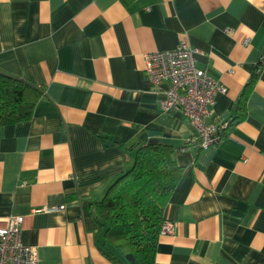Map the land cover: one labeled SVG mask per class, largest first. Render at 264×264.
Masks as SVG:
<instances>
[{
	"label": "crops",
	"instance_id": "0c3cea01",
	"mask_svg": "<svg viewBox=\"0 0 264 264\" xmlns=\"http://www.w3.org/2000/svg\"><path fill=\"white\" fill-rule=\"evenodd\" d=\"M182 40L226 88L210 118L229 126L206 147L143 71ZM262 56L264 0H0V70L42 90L29 120L0 124V227L22 215L37 264H119L89 206L131 164L123 144L161 140L182 170L154 264H264V62L232 122Z\"/></svg>",
	"mask_w": 264,
	"mask_h": 264
},
{
	"label": "trees",
	"instance_id": "16d2710c",
	"mask_svg": "<svg viewBox=\"0 0 264 264\" xmlns=\"http://www.w3.org/2000/svg\"><path fill=\"white\" fill-rule=\"evenodd\" d=\"M263 60L262 56L256 73L245 83L232 122L244 118L246 98ZM41 95L35 82L0 70V124L29 120ZM141 142L140 146V142L122 145L133 151L131 164L117 173L102 197L89 206L97 224L100 251L119 264H154L164 207L182 170L172 157L171 143Z\"/></svg>",
	"mask_w": 264,
	"mask_h": 264
},
{
	"label": "built area",
	"instance_id": "2783aa9c",
	"mask_svg": "<svg viewBox=\"0 0 264 264\" xmlns=\"http://www.w3.org/2000/svg\"><path fill=\"white\" fill-rule=\"evenodd\" d=\"M243 41L246 43L247 38ZM202 53L199 47L182 40L174 48L146 52L143 69L155 87L167 83L161 107H177L186 114L193 129L190 142L199 148L218 142L229 126L228 122L218 123L210 118L215 95L226 88L197 64L198 54ZM22 221V215L12 214L7 224L0 227V264H37L36 247L20 240ZM173 229V221L165 219L159 234Z\"/></svg>",
	"mask_w": 264,
	"mask_h": 264
},
{
	"label": "water",
	"instance_id": "95a60500",
	"mask_svg": "<svg viewBox=\"0 0 264 264\" xmlns=\"http://www.w3.org/2000/svg\"><path fill=\"white\" fill-rule=\"evenodd\" d=\"M106 143L108 144V143H110V141L107 140ZM142 143H143V142H140V143H139V146L142 145Z\"/></svg>",
	"mask_w": 264,
	"mask_h": 264
}]
</instances>
